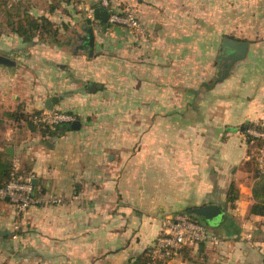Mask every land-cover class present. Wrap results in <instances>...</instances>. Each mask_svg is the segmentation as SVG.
<instances>
[{
    "label": "crops",
    "instance_id": "0c3cea01",
    "mask_svg": "<svg viewBox=\"0 0 264 264\" xmlns=\"http://www.w3.org/2000/svg\"><path fill=\"white\" fill-rule=\"evenodd\" d=\"M100 1L59 0L60 9L41 11L55 37L39 44L36 36L27 53L9 59L12 65L0 64V152L32 175L42 201L18 213L0 200V232L6 233L0 253L27 239L26 264L43 248L54 249L43 261L132 264L152 246L164 217L214 204L223 215L208 230L219 245L191 248L189 261L178 257L171 264H264V217L249 213L245 137L250 125H264V5H256L247 34L241 0L231 24L224 0H106L112 8L122 3L123 11L136 10L142 27L123 35L122 50L112 47L109 62L98 52L116 34H106L108 22L93 17L94 9H105ZM226 39L248 44L229 69L222 65L231 52ZM216 40L221 64L196 62L214 53ZM90 85L101 88L91 92ZM52 98L51 111L75 115L79 129L51 137L31 117L27 124L24 116L48 111ZM230 186L238 195L232 205ZM50 198L62 202L49 204ZM224 215L233 221L227 237L219 227ZM14 227L26 238L13 235Z\"/></svg>",
    "mask_w": 264,
    "mask_h": 264
},
{
    "label": "built area",
    "instance_id": "2783aa9c",
    "mask_svg": "<svg viewBox=\"0 0 264 264\" xmlns=\"http://www.w3.org/2000/svg\"><path fill=\"white\" fill-rule=\"evenodd\" d=\"M109 14L108 23L118 25L128 30L139 32L142 27L138 19L136 10H125L116 12L106 0L101 1ZM30 120L34 124H39L49 132L55 130L57 125L71 124L74 116L60 111H42L33 115ZM245 134L258 142V149L254 156V161L259 170L264 167V130L247 128ZM33 177L29 173L22 172L16 161L11 163V173L9 181L0 187V200H7L18 213H24L29 207L42 203L34 193L32 184ZM49 204L59 205L60 198H50ZM161 232L151 246V257L157 260H164L168 264L173 263L178 257L180 250L185 246H199L210 244L217 246L220 240L210 233L202 224L191 220L186 214L174 213L164 217Z\"/></svg>",
    "mask_w": 264,
    "mask_h": 264
},
{
    "label": "rangeland",
    "instance_id": "374dc122",
    "mask_svg": "<svg viewBox=\"0 0 264 264\" xmlns=\"http://www.w3.org/2000/svg\"><path fill=\"white\" fill-rule=\"evenodd\" d=\"M59 0H0V56L6 58V59H12V60H16L17 57L19 55H24L25 53H27V48L29 45L28 41L23 40L22 36H20V34L18 32H16V30L18 28H22L25 26V22L27 20H34L36 18H38L39 16H41L42 12L41 11H47V10H54V9H60V4H58ZM102 1V0H101ZM100 1V3H101ZM225 4H226V8L227 10H225L228 14V18L230 17V19H227L228 22L233 21V18L235 17L234 15V4L236 1H240V0H224ZM242 3V8H241V13H242V17H243V23H242V27H243V32L249 34V32L251 31V29H253V25L250 23V17L252 15H256L257 12V8L256 5H264V0H241ZM35 8L34 11H32L31 7ZM121 7H117V8H113L114 11L116 12H121L124 9H127L126 7H123L122 3L120 4ZM31 10V13H33V16H31L28 12ZM259 14H263L264 15V8L260 9ZM196 15V14H195ZM38 16V17H35ZM34 18V19H31ZM196 19H198V17L195 16ZM240 19V18H239ZM39 20V18H38ZM238 20V17H237ZM229 24V25H230ZM59 25V24H58ZM107 30H105L106 34L110 33V34H116V42L112 43V41H109L107 43V41L104 42V50H102V52H98V54H103V56H106V59H108V61H112V53H113V49L112 47L115 46V50H122L123 48V42H124V38L123 35H127V32L129 31L126 28L120 27L118 25H111V24H107ZM82 27H84V24H82ZM52 31L54 30V28L52 27L51 29ZM39 33L36 35L37 39H38V43L41 44V42H46L51 38V35L48 33H44V30L39 29L38 31ZM134 32V31H132ZM133 34H138V32H134ZM245 36V34H244ZM243 36V37H244ZM136 37V36H134ZM221 40H216L213 41L212 43V47L214 50V53L211 56L208 57H195V61L196 62H203V63H209L210 65L216 63L217 65H220V61L218 60V56H217V50L219 48V43ZM27 43V44H24ZM202 41L201 40H196V46L197 44H201ZM113 44V45H112ZM114 50V52H115ZM121 53V52H119ZM117 53L115 58V62L118 64H122V60L123 57H117L120 54ZM35 57V55L33 56ZM103 57V58H104ZM29 59L27 58L24 62L28 61ZM203 60V61H202ZM220 74V72H219ZM218 74V75H219ZM220 77L217 76V79ZM121 78V77H120ZM122 89L119 91H116V95H122ZM118 105H111V107H116ZM107 107L104 104V110L102 112H107ZM83 112H89V111H83ZM82 121H84V116L79 115ZM75 117V115H74ZM90 117L86 118V121L89 122L90 121ZM105 123L107 122L106 119ZM85 121V122H86ZM250 169H251V165H250ZM225 209V207H224ZM24 231H26V229H23ZM12 233L13 235H20V236H24L26 238V232H22L21 230H17V228L14 227V230L12 229ZM23 237V238H24ZM17 238V237H16ZM11 240L13 241V239L11 238ZM25 244H27V239L24 240V242H22L21 246H19L18 248H15V250L13 248L6 247L5 249H2L3 252L0 253V264H26V259H22V258H27L29 256L32 255V252L29 251L28 247L25 246ZM47 251L45 252L44 251ZM54 249L51 248H43L38 250L37 254L38 257L36 255V261H32V263L30 264H61V262H51V261H43L41 255H53L52 251ZM49 251V252H48ZM57 252V250H56ZM19 256L18 258H15ZM55 258V256H52L51 260H53ZM19 261V262H18ZM64 264V263H63Z\"/></svg>",
    "mask_w": 264,
    "mask_h": 264
},
{
    "label": "trees",
    "instance_id": "16d2710c",
    "mask_svg": "<svg viewBox=\"0 0 264 264\" xmlns=\"http://www.w3.org/2000/svg\"><path fill=\"white\" fill-rule=\"evenodd\" d=\"M38 18L34 19L31 17V19L34 20H27L25 22V26L23 27V29L20 27L16 30V32H18L20 36H22L24 42L25 41L31 42V40L35 38L36 35L39 33L38 32L39 29L44 30L45 34L46 33L50 34L52 39L55 37L56 30L55 29L53 31L51 30L53 25L44 17H38ZM37 114H39V112L32 113L31 115H25L24 117L27 124H30L29 118ZM36 126L40 128V132L42 134L44 135L49 134V136L51 137L57 136L65 131L70 130L69 128L70 124L57 125L55 130L52 132H49L46 128H44L39 124ZM250 127L264 130V125H250ZM245 137L248 145V150H247L248 161H249V165H251L250 176L253 182L251 186L252 203L249 213L252 216L264 217V167L262 171L259 170L254 161V156L257 152L259 144L254 139L248 137L246 134ZM10 173H11V163L9 162V158L3 151H1L0 152V187H3L9 181ZM237 197L238 195L234 191L233 186H230L227 202L230 203V205H232L236 201ZM184 214H186L188 218H190L191 220L202 224L204 227L207 228V230L208 227H213L215 222L214 221L208 224L207 222L203 221V219L196 217L195 215H190L187 212ZM219 227L224 230L223 233L226 237L232 235L230 232V228L233 227V221L231 220L230 216L224 215L222 217V222L219 224ZM197 247L196 246L183 247L179 252V257L183 261L186 260L189 261L188 255L190 254V249L192 248L197 250ZM132 264H168V263L164 260L153 259L151 257V247H150L147 250H145L140 256L136 257L135 260L132 262Z\"/></svg>",
    "mask_w": 264,
    "mask_h": 264
},
{
    "label": "water",
    "instance_id": "95a60500",
    "mask_svg": "<svg viewBox=\"0 0 264 264\" xmlns=\"http://www.w3.org/2000/svg\"><path fill=\"white\" fill-rule=\"evenodd\" d=\"M93 17L94 19L100 22L107 23L109 14H108V11L105 9L96 8L93 11ZM86 23L87 25H90L91 20L87 19ZM86 34H87V45L89 46L90 49H92L93 43H94L92 29L89 28L86 31ZM224 45L231 49L230 55L224 58V61L228 60V63L225 65V67L226 69H229L231 65H233L235 62L240 61L245 57L248 44L245 42H241V41H234V40L226 39L224 40ZM0 64L12 65V62L9 59H6L0 56ZM100 88L101 87L99 85L98 86L90 85L88 90L91 92H95L96 89H100ZM56 102H57V99L55 98H52L51 100H47L45 103V109H47L48 111H51L52 104ZM79 126H80V123L78 121H75L71 123L70 129L77 130L79 129ZM241 130H242V127H241ZM7 153L9 152L7 151ZM187 213L190 215H195L196 217L203 219V221L207 222L208 224L214 222L216 219H218L219 217L223 215L221 208L214 204H206L201 207H194V208L189 209ZM0 236L4 237L6 236V233L0 232Z\"/></svg>",
    "mask_w": 264,
    "mask_h": 264
},
{
    "label": "flooded vegetation",
    "instance_id": "af4514ba",
    "mask_svg": "<svg viewBox=\"0 0 264 264\" xmlns=\"http://www.w3.org/2000/svg\"><path fill=\"white\" fill-rule=\"evenodd\" d=\"M228 51V49H226ZM231 53V52H230ZM230 53H228V55L225 56L228 57L230 55ZM222 58V57H221ZM222 61V60H221ZM228 63V60L227 61H222V65L225 66L226 64Z\"/></svg>",
    "mask_w": 264,
    "mask_h": 264
}]
</instances>
